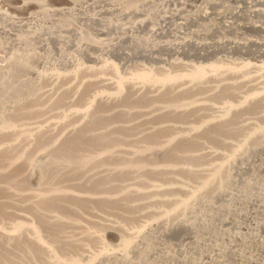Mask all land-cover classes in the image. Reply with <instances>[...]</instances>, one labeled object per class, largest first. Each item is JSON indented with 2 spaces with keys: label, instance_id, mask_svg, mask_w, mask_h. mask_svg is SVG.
Segmentation results:
<instances>
[{
  "label": "rangeland",
  "instance_id": "obj_1",
  "mask_svg": "<svg viewBox=\"0 0 264 264\" xmlns=\"http://www.w3.org/2000/svg\"><path fill=\"white\" fill-rule=\"evenodd\" d=\"M22 1L0 0V64L18 62L0 66V150L23 154L0 174V227L23 221L27 234L0 238V264H264V0ZM51 21L98 49L42 37L2 47ZM119 84L118 100L102 99ZM43 149L56 162L28 178Z\"/></svg>",
  "mask_w": 264,
  "mask_h": 264
},
{
  "label": "bare ground",
  "instance_id": "obj_2",
  "mask_svg": "<svg viewBox=\"0 0 264 264\" xmlns=\"http://www.w3.org/2000/svg\"><path fill=\"white\" fill-rule=\"evenodd\" d=\"M20 1V0H19ZM107 1V0H106ZM104 3V2H103ZM109 3V2H108ZM22 4L23 5H25L26 7H32L33 6V4L32 3H30V2H28V1H25V0H23L22 1ZM75 4V3H74ZM110 4V3H109ZM73 6V5H72ZM81 6H79L78 8H76V9H79ZM84 7V6H83ZM110 8V7H109ZM115 8V7H114ZM118 8V7H117ZM202 8V7H201ZM81 10V9H80ZM115 10V9H114ZM118 10V9H117ZM120 12V11H119ZM43 13V12H42ZM135 13V12H134ZM244 13V12H243ZM102 14V13H101ZM88 17V16H87ZM97 18V17H96ZM88 19H89V17H88ZM99 19V18H98ZM101 19V18H100ZM32 20H33V18H32ZM90 20H92L91 18H90ZM9 21V20H8ZM102 21V20H101ZM108 21V20H107ZM49 22V21H48ZM54 21H51L50 22V26H48V27H43V28H41L40 29V27H35L34 29H32V28H30V29H27L26 30V36L24 35V37H20V38H13V34H11V37H10V39L12 40V45L10 46V45H3L2 47L3 48H5V49H7V48H9V49H13L14 47H21V48H24L25 46L24 45H26V43L28 42H30L31 40V42H33V40L36 38V37H42V39H46V40H49L50 39V41H54L55 40V42L56 41H63V44L64 43H66L70 48L72 47V46H74L73 45V43L74 44H76V46L78 47V48H80V49H83V50H87V49H90V48H94V47H96L97 45L93 42V41H90V40H88L87 38H84L83 36H81L80 37V34L81 33H79V30L78 31H75L74 29H71L69 26H64V27H62V25H60V26H58L57 24L59 23V22H57V26L56 25H54L55 23H53ZM141 22V21H140ZM71 23V22H70ZM35 24V23H34ZM38 24V23H37ZM49 24V23H48ZM65 24V23H64ZM68 24V23H67ZM105 25V24H104ZM123 25V24H122ZM134 25V24H133ZM247 25V24H246ZM33 26V25H32ZM71 26V25H70ZM100 26V25H99ZM109 26V25H108ZM115 26V25H114ZM248 26V25H247ZM58 27H60V28H58ZM111 27V26H110ZM113 27V26H112ZM212 27V26H211ZM118 28V27H117ZM127 28V27H126ZM129 28V27H128ZM135 28V27H134ZM213 28V30L215 29L214 27H212ZM85 29H87V28H85ZM108 29V28H107ZM142 29V28H141ZM46 30V31H45ZM112 30H115V29H112ZM118 30V29H117ZM119 30H121V29H119ZM132 30V29H131ZM210 30H211V28H210ZM0 31L1 32H6V31H3V29H2V27H0ZM9 31V30H8ZM23 31V30H22ZM27 31H28V33H27ZM75 31V33H73ZM215 31H216V29H215ZM0 32V33H1ZM69 32H72V35H74V37L75 36H77L76 38H75V40H72V39H68V40H65L64 39V36H62V35H64V33H69ZM121 32V31H120ZM156 32V31H155ZM8 33V32H7ZM6 33V34H7ZM195 33V32H194ZM193 33V34H194ZM204 33V32H203ZM208 33V32H207ZM212 33V32H211ZM122 35H123V33H122ZM122 35H121V37L120 36H118V37H120V38H125L124 36L122 37ZM126 35V34H125ZM191 35V34H190ZM23 36V35H22ZM193 36V35H192ZM43 37H45V38H43ZM97 37V36H96ZM108 37V36H107ZM117 37V38H118ZM131 37V36H130ZM191 37V36H190ZM110 38V37H109ZM127 38V37H126ZM42 39H40V41L42 40ZM119 39V38H118ZM130 40H133V37H131V38H129ZM128 39V40H129ZM227 39V38H226ZM115 40V39H114ZM125 40V39H124ZM138 40V39H137ZM190 40H191V38H190ZM189 40V41H190ZM229 40V39H228ZM235 40V39H234ZM35 41V40H34ZM76 41V42H75ZM100 41V40H99ZM109 41H110V39H109ZM112 41V40H111ZM118 41V40H117ZM126 41V40H125ZM139 41V40H138ZM171 41V40H170ZM181 41V40H180ZM179 41V42H180ZM36 42H37V40H36ZM55 42H52V43H55ZM133 42V41H132ZM175 42V41H174ZM199 42V41H198ZM221 42V41H220ZM236 42V41H235ZM27 43V44H28ZM33 43H35V42H33ZM121 43V42H120ZM31 44V43H30ZM39 44V43H38ZM46 44H47V42H46ZM46 44L45 43H42V45H41V47H43V49H44V47L45 48H47L46 47ZM100 44V43H99ZM103 44H104V42H103ZM105 44H106V42H105ZM133 44H135V43H133ZM160 44V43H159ZM159 44H158V46H159ZM165 44V43H164ZM101 45V44H100ZM99 45V46H100ZM137 45V44H136ZM177 45H179V44H177ZM182 45H184V44H182ZM193 45H194V43H193ZM197 45H200V43H198ZM207 45V44H206ZM237 45V44H236ZM27 46V45H26ZM59 46V45H58ZM63 46V45H62ZM75 46V47H76ZM116 46H118V45H116ZM150 46V45H149ZM152 46V45H151ZM171 46V45H170ZM169 46V47H170ZM232 46V45H231ZM27 47H29V45L27 46ZM60 47V46H59ZM74 47V48H75ZM104 47V46H103ZM110 47V46H109ZM162 47V46H161ZM197 47V46H196ZM26 48V47H25ZM72 49V48H71ZM97 49H98V46H97ZM101 49V48H100ZM4 50V49H3ZM19 50V49H18ZM48 50V49H47ZM58 50H60L59 51V53H57V54H60V56L62 57L61 58V62H63V63H67V62H70L71 63V59L69 58V57H67L66 55H63L64 53V51L62 50V48L60 47V49L58 48ZM17 51V50H16ZM35 51V50H34ZM104 51V50H103ZM7 52V51H6ZM8 52H9V50H8ZM82 52V51H81ZM12 53V52H11ZM16 53V52H15ZM15 53L13 54V55H15ZM84 53V52H83ZM33 54V53H32ZM12 55V54H11ZM17 55H19V54H17ZM75 55V54H74ZM10 56V55H9ZM71 56V55H70ZM27 57V56H26ZM34 57V56H33ZM39 57H40V55H39ZM8 58H10V57H8ZM32 58V57H31ZM5 59V58H4ZM28 59V58H27ZM10 60V59H9ZM34 60V59H33ZM2 61V60H1ZM19 61V60H18ZM21 61V60H20ZM16 62H17V59L16 58H12L10 61H9V63L8 64H3V65H1L0 64V66L1 67H10L11 65H13L14 66V63L16 64ZM49 62V61H48ZM22 63H24V62H22ZM17 64H18V62H17ZM39 64V63H38ZM76 64V63H75ZM174 64V63H173ZM22 66V65H21ZM80 68V67H79ZM251 71V70H250ZM240 72V71H239ZM82 73V72H81ZM34 74V73H33ZM45 74V73H44ZM73 74V73H72ZM204 73H194L193 75H192V77L193 78H195L196 79V77H202V75H203ZM262 74H263V72H262ZM38 75V77L40 76V77H45L44 75H42L41 73H36V75H35V77ZM260 76V75H259ZM261 76H263V75H261ZM143 77V76H142ZM191 77V78H192ZM32 78V77H31ZM37 78V77H36ZM42 78V80H44ZM48 78V77H47ZM62 78V77H61ZM71 78H72V76H71ZM150 78V77H149ZM174 78V77H173ZM203 78V77H202ZM34 79V78H33ZM56 79V78H55ZM144 79V78H143ZM168 77H166V78H163L162 80H161V84H160V87L162 86V87H164V85H166L165 83H166V81H168ZM171 79V78H170ZM264 79V78H263ZM53 80V79H52ZM57 80V79H56ZM190 80V79H189ZM197 80V79H196ZM51 81V80H50ZM49 81V82H50ZM59 81H61V80H59ZM90 81V80H89ZM160 81V80H159ZM198 81V80H197ZM42 82V81H41ZM52 82V81H51ZM137 82V81H136ZM149 82V81H148ZM171 82H173V81H171ZM177 82V81H176ZM79 83V82H78ZM133 83V82H132ZM138 83V82H137ZM175 83V82H174ZM173 83V84H174ZM181 83V82H180ZM200 83V82H199ZM43 84H44V82H43ZM42 84V85H43ZM45 84L46 85H48L46 82H45ZM51 84V83H50ZM58 84H59V82H58ZM65 84V83H64ZM83 84H84V82H83ZM115 84V83H114ZM169 84V83H168ZM2 85V84H1ZM85 85V84H84ZM141 85V84H140ZM159 85V84H158ZM144 86H146L145 84H144ZM148 86H149V84H148ZM173 86V85H172ZM174 86H176V85H174ZM103 87V86H102ZM12 88V87H11ZM49 88V87H48ZM81 88V87H80ZM88 88V87H87ZM118 90L116 91V93H113L112 95H109V96H103L102 97V99H108V100H114V101H116V100H118L119 99V97H120V95H121V92L123 91L122 90V86L119 84L118 85ZM136 88V87H135ZM137 88H139V87H137ZM148 87H146L145 88V90L147 89ZM155 88H156V86H155ZM55 89H57V88H54V90ZM143 89V88H142ZM163 89H165L166 90V88H163ZM53 90V91H54ZM149 90H150V88H149ZM167 90H169V89H167ZM94 91V90H93ZM263 91V90H262ZM44 92V91H43ZM62 92V91H61ZM67 93H68V91H66ZM151 92H153V90L151 91ZM162 92H166V91H162ZM45 93V92H44ZM49 93H51L50 91H49ZM53 93V92H52ZM56 93V92H55ZM70 93V92H69ZM88 93V92H87ZM140 93V92H139ZM160 93V92H159ZM48 94V93H47ZM122 94H124V93H122ZM141 96L143 95V93H141L140 94ZM139 95V96H140ZM162 95V94H161ZM264 95V94H263ZM52 96V95H51ZM54 96V95H53ZM97 96V95H96ZM136 96V95H135ZM168 96V95H167ZM261 96V95H260ZM62 97H63V95H62ZM165 97V96H164ZM163 97V98H164ZM250 97V96H249ZM60 98V97H59ZM98 98H100V97H98ZM97 98V99H98ZM58 99V98H57ZM85 99V98H84ZM123 99V98H122ZM157 99V98H156ZM251 99V98H250ZM256 99V98H255ZM16 100V99H15ZM94 100V99H93ZM104 100H98V101H104ZM3 101V100H2ZM47 101V100H46ZM45 101V102H46ZM61 101V100H60ZM251 101V100H250ZM254 101V100H253ZM67 102V101H66ZM69 102V101H68ZM74 102V101H73ZM89 102V101H88ZM111 102V101H110ZM118 102V101H117ZM2 103V102H1ZM13 103V102H12ZM65 103V102H64ZM85 103V102H84ZM93 103V102H92ZM104 103H105V101H104ZM113 102H111V104H112ZM115 103V102H114ZM167 103V102H166ZM176 103V102H175ZM90 104V103H89ZM134 104V103H133ZM139 104V103H138ZM181 104H183V103H181ZM15 105V104H14ZM69 105V104H68ZM117 105H118V103H117ZM137 105V104H136ZM148 105V104H147ZM179 105H180V103H179ZM56 106V105H55ZM71 106H72V104H71ZM172 106V105H171ZM47 108V107H46ZM74 108V107H73ZM106 108V107H105ZM235 108V107H234ZM69 109V108H68ZM82 109V108H81ZM170 109H172V108H170ZM39 110V109H38ZM45 110V109H44ZM63 110V109H62ZM105 110H107V109H105ZM127 110V109H126ZM160 113V112H159ZM158 113V114H159ZM53 114V113H52ZM74 114V111H73V113H72V115ZM81 114V113H80ZM114 114V113H113ZM124 114V113H123ZM5 115V114H4ZM15 115V114H14ZM78 115H79V113H78ZM116 115V114H115ZM44 116V115H43ZM50 116V115H49ZM52 116V115H51ZM60 116V115H59ZM2 117V116H1ZM4 117V116H3ZM46 117V116H45ZM85 117V116H84ZM105 117V116H104ZM107 118H108V116H106ZM5 118V117H4ZM36 118V117H35ZM52 118V117H51ZM57 118V117H56ZM72 118V117H71ZM126 118H128V117H126ZM125 118V119H126ZM1 119V118H0ZM8 119V118H7ZM47 119V118H46ZM2 120V119H1ZM113 120V119H112ZM127 120V119H126ZM4 121H6V120H4ZM43 121V120H42ZM2 122V121H1ZM0 122V123H1ZM11 122V121H10ZM9 122V123H10ZM74 122V121H73ZM49 123H51V122H49ZM85 123V122H84ZM94 123H95V121H94ZM4 124V123H3ZM113 124V123H112ZM112 124H111V126H112ZM10 125H11V123H10ZM26 125V124H25ZM32 125V124H31ZM105 125V124H104ZM123 125V124H122ZM7 126H9V125H7ZM6 126V127H7ZM53 126V125H52ZM82 126H83V124H82ZM88 126V125H87ZM92 126V125H91ZM115 126V125H114ZM119 126V125H118ZM2 127H5V125L4 126H2ZM1 127V128H2ZM5 127V128H6ZM25 127H27V126H25ZM117 127V126H116ZM8 128V127H7ZM17 128V127H16ZM51 128H53V127H51ZM60 128V127H59ZM76 128V127H75ZM87 128V127H86ZM32 129V128H31ZM37 129V128H36ZM83 129V128H82ZM1 130V129H0ZM5 131H6V129H4ZM12 130H13V128H12ZM91 130V129H90ZM101 130V129H100ZM4 131V132H5ZM108 131H109V129H108ZM111 131V130H110ZM3 132V133H4ZM26 132H28V131H26ZM74 132H75V130H74ZM101 132V131H100ZM67 133V132H66ZM70 133H71V131H70ZM104 133V132H103ZM11 134V133H10ZM16 134V133H15ZM77 134V133H76ZM87 134V133H86ZM203 134V133H202ZM9 135V134H8ZM69 135V134H68ZM90 135V134H89ZM95 135V137H96V134H94ZM97 135H99V133L97 134ZM259 135V134H258ZM6 136V135H5ZM70 136V135H69ZM72 136V135H71ZM49 137V136H48ZM58 137V136H57ZM66 137H67V135H66ZM90 137H91V135H90ZM13 138V137H12ZM25 138V137H24ZM35 138V137H34ZM69 138V137H68ZM74 138H76V136L74 137ZM84 138V137H83ZM38 140V139H37ZM58 140V139H57ZM64 140V139H63ZM89 140V139H88ZM32 141V140H31ZM56 141V140H55ZM71 141V140H70ZM73 141H74V139H73ZM72 141V142H73ZM68 142V141H67ZM16 143V142H15ZM39 143V142H38ZM52 143V142H51ZM46 143H44V145H45ZM102 144V143H101ZM23 145V144H22ZM41 145H42V143H41ZM57 145V144H56ZM84 145V144H83ZM260 145V144H259ZM49 145H47V147H48ZM63 146H64V144H63ZM154 146V145H153ZM4 147V149H5V146H3ZM22 147V146H21ZM58 147V146H57ZM87 147V146H86ZM0 148H2V146L0 147ZM24 148H26V147H24ZM38 148H40V147H38ZM46 148V147H45ZM51 148V147H50ZM50 148H49V151H50ZM68 148H69V146H68ZM83 148V147H82ZM92 148V147H91ZM94 148V147H93ZM42 149V148H41ZM53 150H54V148H52ZM51 149V150H52ZM55 149L57 150V148L55 147ZM116 149V148H115ZM143 149V148H142ZM7 150V149H6ZM21 150H22V148H21ZM60 150V149H59ZM109 150V149H108ZM116 150H118V149H116ZM133 150V149H132ZM144 150H146L145 148H144ZM157 150V149H156ZM23 151V150H22ZM25 151V150H24ZM30 151V150H29ZM41 151V150H40ZM48 150H45V149H43L40 153H36V154H40L39 156H37L36 158H34L33 160H31L30 162L28 161V164L26 165L27 166V168H26V173H25V176H27V174H28V178H33V176H35L36 175V173L41 169V167H45V166H47L48 164H50L51 162H52V160L53 159H51L52 157H50V155L52 154V153H50ZM66 151H68L69 152V150H66ZM126 151V150H125ZM129 150H127L126 152H128ZM130 151H131V149H130ZM129 151V152H130ZM134 151V150H133ZM136 151V150H135ZM154 151V150H153ZM9 152V151H8ZM27 151H25V153H26ZM31 152V151H30ZM34 152H36V151H34ZM33 152V153H34ZM39 152V151H38ZM54 152V151H53ZM57 152V151H56ZM60 152H61V150H60ZM139 152V151H138ZM148 152V151H147ZM18 153H20V152H18ZM17 153V155H16V153L14 154V156H10L9 154H7L6 153V151L4 152V150H0V174L2 175V174H4V177H5V175L6 174H8L13 168L15 169V167H17V165L19 164V163H21L22 161H23V157H22V155L23 154H18ZM25 153H24V155H25ZM62 153V152H61ZM61 153H59V155L61 154ZM67 153V152H66ZM78 153V152H77ZM100 153V152H99ZM131 153H132V151H131ZM134 153V152H133ZM132 153V154H133ZM137 153V152H136ZM141 153V152H140ZM140 153H139V155H140ZM27 154H28V152H27ZM26 154V155H27ZM54 154V153H53ZM57 154V153H56ZM131 154V155H132ZM138 154V153H137ZM142 154V153H141ZM152 154V153H151ZM151 154H149V155H151ZM11 155H13L12 153H11ZM100 155H102V154H100ZM145 155V154H144ZM4 156V157H3ZM6 156H8V157H6ZM54 156H57V157H59L58 155H54ZM63 156H65V155H63ZM71 156V155H70ZM116 156V155H115ZM68 156H65V158H67ZM109 157V156H108ZM141 157V156H140ZM5 158V159H4ZM6 158H7V160H6ZM72 158V157H71ZM90 158H92V157H90ZM96 158H98V157H96ZM107 158V157H106ZM30 159V158H29ZM58 160H60L59 158H57ZM108 159V158H107ZM54 160H56V159H54ZM53 160V161H54ZM62 160V159H61ZM60 160V162H61V164H60V166L61 165H64L63 166V168H65V164L63 163L62 164V161ZM89 160V159H88ZM93 160V159H92ZM102 160V159H101ZM63 161H64V159H63ZM66 161H68V160H66ZM94 161V160H93ZM56 161H54V163H55ZM65 162V161H64ZM23 163H27V161L26 162H23ZM53 163V162H52ZM58 163V165H59V162H57ZM71 163V162H70ZM87 164L89 163V162H86ZM85 163V164H86ZM120 163V162H119ZM22 164V163H21ZM57 165V166H58ZM124 165V164H123ZM126 165V164H125ZM68 166V165H67ZM19 167H21V166H19ZM25 167V166H24ZM92 167V166H91ZM95 167V166H94ZM140 167V166H139ZM155 167V166H154ZM18 168V167H17ZM22 168V167H21ZM40 168V169H39ZM59 168H61V167H59ZM59 168H57V169H59ZM67 168V167H66ZM89 168V167H88ZM101 168V167H100ZM104 167H102L101 169H103ZM116 168H118V167H116ZM20 169V168H19ZM22 169H24V168H22ZM68 169V168H67ZM93 169V168H92ZM91 169V170H92ZM99 169V168H98ZM100 169V170H101ZM121 169V168H120ZM143 169V168H142ZM17 170V172L19 171L18 169H15V171ZM25 170V169H24ZM61 170H63V169H61ZM137 170H138V168H137ZM52 171V170H51ZM54 171V170H53ZM67 171V170H66ZM69 171V170H68ZM24 172V171H23ZM22 172V173H23ZM57 172H60V171H57ZM73 172V171H72ZM15 173V172H14ZM19 173H21V172H19ZM62 173V172H61ZM16 174H18V173H16ZM24 174V173H23ZM70 175V174H69ZM11 176H13V174L11 175ZM20 176V175H19ZM18 176V177H19ZM3 177V176H2ZM24 177V176H23ZM10 178V177H9ZM9 178H8V181H9ZM17 178V177H16ZM20 178V177H19ZM24 179V178H23ZM12 180H13V178H12ZM11 179H10V182L12 181ZM21 180V179H20ZM27 180V179H26ZM14 181V180H13ZM17 181V180H16ZM18 182H20L19 180H18ZM1 183V182H0ZM17 183V182H16ZM21 183V182H20ZM7 184V183H6ZM6 184H4L3 186L5 187V188H7L8 190H9V192L11 193V194H16V196L18 195L19 196V194H20V192H21V190H19L20 192H19V194H17V192L18 191H16L15 190V188H13V187H10V186H6ZM13 184V183H12ZM22 184V183H21ZM62 184V183H61ZM60 185V184H59ZM2 186V185H1ZM2 186V187H3ZM25 187V186H24ZM56 187V186H55ZM4 188V189H5ZM18 188V187H17ZM57 188V187H56ZM3 189V188H2ZM2 189H0V190H2ZM21 189V188H20ZM6 190V189H5ZM4 190H2V192H3ZM29 191V190H28ZM5 192V191H4ZM8 192V191H7ZM62 192H63V190H62ZM94 194V193H93ZM242 194V193H241ZM246 194V193H245ZM8 195V194H7ZM12 195V196H13ZM51 195H52V193H51ZM50 195V196H51ZM257 195V194H256ZM259 195V194H258ZM15 196V197H16ZM55 196V195H54ZM88 196V195H87ZM97 197H99L98 195H96ZM107 195H105V197H106ZM238 196H240V195H238ZM242 196V195H241ZM11 197V196H10ZM9 197V198H10ZM66 197V196H65ZM80 197V196H79ZM82 197V196H81ZM80 197V198H81ZM97 197H96V199H97ZM8 198V197H7ZM8 198V199H9ZM14 198V197H13ZM39 198H41V197H39ZM46 198V197H45ZM44 198V199H45ZM56 198H57V196H56ZM55 198V199H56ZM60 198V197H59ZM58 198V199H59ZM62 198H64L63 196H62ZM107 198V197H106ZM12 198H10V200H11ZM15 199V198H14ZM13 199V200H14ZM28 199V198H27ZM57 199V200H58ZM82 199H85V198H83L82 197ZM86 199H87V197H86ZM86 199H85V201H86ZM88 199H89V197H88ZM93 199V198H92ZM100 199H101V197H100ZM104 199V198H103ZM12 200V202L14 203L15 201H13ZM17 200V199H16ZM20 200H21V198H20ZM56 200V201H57ZM61 200V199H60ZM99 200V199H98ZM97 200V201H98ZM106 200V199H105ZM258 200H260V199H258ZM37 201V200H36ZM94 201V200H93ZM102 201V200H101ZM263 201V200H262ZM12 202H11V204H12ZM19 202V201H18ZM59 202V201H58ZM100 202V201H99ZM106 202V201H105ZM258 202V201H257ZM108 203H110V202H108ZM24 204V203H23ZM103 204H104V202H103ZM7 205V204H6ZM15 205V204H14ZM20 205V204H19ZM102 205V204H101ZM254 205V204H253ZM21 206V205H20ZM258 206V205H257ZM254 207H255V205H254ZM262 207V206H261ZM12 208V207H11ZM15 208V207H14ZM47 208V207H46ZM260 208V207H259ZM239 209V208H238ZM256 209V211H257V208H255ZM254 209V210H255ZM262 209H264V208H262ZM7 210V209H6ZM228 210V209H227ZM233 210V209H232ZM260 210H261V208H260ZM4 211H5V209H4ZM22 211H24V210H22ZM234 211V210H233ZM8 212V211H7ZM260 212V211H259ZM10 213H12V212H10ZM43 213V212H42ZM5 214V213H4ZM7 214V213H6ZM258 214V213H257ZM25 215V214H24ZM253 215V214H252ZM247 218H248V214H246L245 215ZM1 217V216H0ZM53 217V216H52ZM20 219V218H19ZM57 219V218H56ZM59 219V218H58ZM23 220V219H22ZM230 220V219H229ZM1 221H2V219H1ZM15 221V220H14ZM178 221V220H177ZM226 221V220H225ZM231 222V220L230 221H228V222H224V223H227V224H229ZM11 223V222H10ZM164 223V222H163ZM166 224V223H165ZM255 224H256V222H255ZM27 225V224H26ZM25 225V223L23 222V221H20L17 225H15L14 227H9L7 230H3L1 227H0V238H2V237H4V238H6L7 240L8 239H14V238H16V239H18V237H21V236H23L25 233H26V228H27V226ZM261 225V224H260ZM3 227H4V225H2ZM186 225L184 224V223H182V222H180V221H178V222H175L174 224H172V225H170V226H166V227H164L162 230H161V232L163 233V234H167V233H170V232H172V231H175V230H177V229H179V228H183V227H185ZM226 226V225H225ZM28 228H29V226H28ZM157 228H158V226H157ZM32 229V228H31ZM159 229V228H158ZM151 230V229H150ZM149 230V231H150ZM160 230V229H159ZM153 231V230H152ZM246 231V230H245ZM29 232H30V230H29ZM151 232V231H150ZM27 234V233H26ZM25 234V235H26ZM202 234V233H201ZM206 235V234H205ZM28 236V235H27ZM30 236V235H29ZM26 238V237H25ZM5 239V240H6ZM183 239L184 240H186L187 242H189V243H192L196 238H195V235H193V233H189L188 232V234H186V235H184V237H183ZM5 240H3V241H5ZM6 240V241H7ZM20 240H23L22 238L20 239ZM197 240H199V239H197ZM240 240V237H238L237 235H234V236H232V246H231V248L232 247H234V244H236V242L237 241H239ZM244 240V239H243ZM259 240V239H258ZM15 241V240H14ZM201 241V240H200ZM11 242V241H10ZM13 242V241H12ZM39 242V241H38ZM138 243V242H137ZM197 243V242H196ZM194 244V243H193ZM41 245V244H40ZM185 245V244H184ZM187 245V244H186ZM138 246H139V244H138ZM178 246V245H177ZM191 246V245H190ZM236 246V245H235ZM182 247V246H181ZM197 247V246H196ZM195 248V247H194ZM193 248V249H194ZM230 248V247H229ZM236 248H238V247H236ZM236 248H234V249H236ZM188 249H189V246H188ZM195 249H197V248H195ZM191 250V249H190ZM187 251V250H186ZM223 251V250H222ZM219 252V251H218ZM218 252H216L215 254H218ZM235 252H236V250H235ZM119 256V254H106V255H104V257H103V259H105V258H110V257H113V256ZM168 255V254H167ZM213 255H214V253H213ZM212 255V256H213ZM3 256V255H2ZM211 257V256H210ZM215 257V256H214ZM241 258V257H240ZM123 259V258H122ZM170 260V259H169ZM172 261V260H171ZM190 261V260H189ZM189 261H185L184 262V264H193L192 263V261H190L191 263H189ZM96 262V261H95ZM188 262V263H187ZM208 262H209V260H208ZM218 262V261H217ZM67 263V262H66ZM101 262H97V263H94V262H92V263H90V264H100ZM216 263V262H215ZM55 264V263H54ZM68 264V263H67ZM72 264V263H71ZM125 264H133V262H132V260H125ZM194 264H205V262H203V261H201V262H195ZM210 264H212V263H210ZM259 264V263H258Z\"/></svg>",
  "mask_w": 264,
  "mask_h": 264
}]
</instances>
